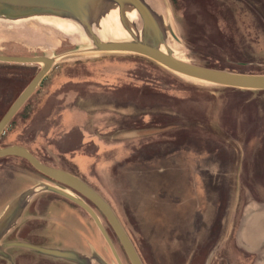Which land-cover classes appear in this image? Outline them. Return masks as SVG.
<instances>
[{"label": "rangeland", "instance_id": "374dc122", "mask_svg": "<svg viewBox=\"0 0 264 264\" xmlns=\"http://www.w3.org/2000/svg\"><path fill=\"white\" fill-rule=\"evenodd\" d=\"M147 1L160 15L176 57L206 68L264 74V0ZM52 18L0 17V55L56 60L5 128L0 147H24L42 163L90 183L111 206L143 264H229L223 251L231 247L258 255L264 264L259 250L264 245V91L185 78L140 55L94 51L79 24ZM137 24L141 33L138 17ZM40 67L0 63V120ZM64 109L76 110V123L103 142L97 160L81 158L80 167L76 164L74 155L98 150L82 144L80 132L69 136L58 127ZM0 169V210L28 187L24 174L34 185L68 190L96 212L120 263L130 264L88 200L24 159L0 158ZM39 197L29 216H46L48 204L53 213L73 208L69 219H80L92 240L80 256L88 264H118L83 209L56 194ZM43 226L18 222L0 245L25 242L32 228ZM229 231L236 241L227 238ZM4 251L10 259L0 257V264H77L24 248Z\"/></svg>", "mask_w": 264, "mask_h": 264}, {"label": "water", "instance_id": "95a60500", "mask_svg": "<svg viewBox=\"0 0 264 264\" xmlns=\"http://www.w3.org/2000/svg\"><path fill=\"white\" fill-rule=\"evenodd\" d=\"M98 2L113 3L118 7L119 21L130 36L129 40L107 42L102 41L98 37L94 31V15H92L93 9ZM127 6L136 12L137 17L141 21L140 38L134 36L126 26L124 8ZM35 16H53L73 20L81 26L86 37L92 43L94 51L140 55L185 78L227 88L264 91V74H240L206 68L176 57L168 45L166 34L161 27V23L149 5L142 0H0L1 18L18 20ZM167 30L170 37L178 42L179 40L170 26H168ZM161 47L164 48V51L161 50ZM55 62L56 60L54 58L47 56L18 57L0 55V63L2 64L41 65L39 72L0 120V136L4 133L5 128L13 117L35 92L42 80L51 71ZM9 156L26 160L40 174L58 182L88 200L102 214L112 228L130 264H143L111 206L90 185L71 173L42 163L24 147H0V158ZM43 192L59 195L83 209L92 218L118 264H121L114 245L104 229L100 218L90 205L68 190L45 183H39L28 189L8 207L7 210L12 207L9 214L0 220V241L16 225L22 210L30 199ZM14 247L28 249L43 256L77 264H88L90 262V260L85 259L74 251L45 248L20 241L7 242L6 244L0 245V257L10 258L4 250Z\"/></svg>", "mask_w": 264, "mask_h": 264}, {"label": "crops", "instance_id": "0c3cea01", "mask_svg": "<svg viewBox=\"0 0 264 264\" xmlns=\"http://www.w3.org/2000/svg\"><path fill=\"white\" fill-rule=\"evenodd\" d=\"M76 111V110H74ZM74 111H69L67 109L62 110L60 114V123L59 128H61L66 135L73 136V134H76L77 132L81 133L82 144H93L95 147H97L98 152L96 155L94 154H81V155H74L76 157L75 162L80 167L78 160L81 158H86L88 160H91L95 158L96 160L99 157V154L102 153V148L105 147L103 142L99 139V137L95 134L91 135L88 134V132L84 129L83 124H77L75 118L78 117V113ZM86 116V115H85ZM88 119L85 117V120ZM74 158V157H73ZM1 170V169H0ZM74 175V173H71ZM23 175V174H21ZM76 176V175H75ZM23 177L28 181V187L25 188L22 192H20L18 195H16L14 198H12L10 201L6 203V205L0 210V217L4 214V212L8 209V207L25 191L28 189L36 186L32 183V179L27 176L26 174L23 175ZM81 179V177H80ZM82 180V179H81ZM84 181V180H83ZM87 183V181H84ZM39 184V183H38ZM88 185L90 183H87ZM93 188V187H92ZM94 189V188H93ZM95 190V189H94ZM50 192H43L41 194H47ZM53 194V193H50ZM37 195H35L30 201L27 203V205L22 210L16 224L18 222L22 221H40V223L43 222L44 226L40 227L38 229L32 228L30 230V234H28V237L30 238V242H35L38 245H41L40 247L45 248H52V249H59V250H68V251H74L78 254L86 253L88 251L89 244H92L91 235L88 230L82 229L81 226V220H70V215H74L73 208H69L68 210L62 209L61 212L53 213L51 211L52 206L48 204L47 206V213L46 216L36 217V216H29L27 213L29 212V207L34 203V201H37L36 204L39 205L40 197L35 198ZM47 197V196H46ZM65 199V198H63ZM69 215V216H68ZM77 221V222H76ZM70 222V223H68ZM80 222V223H79ZM71 226H73L74 229H71ZM76 229V230H75ZM10 233V232H9ZM8 233V234H9ZM82 233H84L87 237H83ZM65 241H71V245H61ZM28 242V241H25ZM28 242V243H30ZM31 244V243H30ZM33 245V244H32ZM36 246V245H35Z\"/></svg>", "mask_w": 264, "mask_h": 264}, {"label": "bare ground", "instance_id": "6f19581e", "mask_svg": "<svg viewBox=\"0 0 264 264\" xmlns=\"http://www.w3.org/2000/svg\"><path fill=\"white\" fill-rule=\"evenodd\" d=\"M147 4H150L147 0H142ZM154 14L158 21H161L160 15L153 9ZM94 15V31L102 41H119V40H129L130 37L128 33L123 28L122 24L119 21V10L118 7L113 3H101L98 2L92 12ZM39 18H46V20H53V16H35ZM34 18V17H32ZM124 19L126 21L127 28L132 32L134 36L140 38L139 27L137 24V14L129 6L124 8ZM74 36V35H73ZM172 50L174 49L173 47ZM161 50L164 51V48L161 47ZM175 55V54H174ZM176 56V55H175ZM12 208V207H11ZM0 217V220L9 214L10 210Z\"/></svg>", "mask_w": 264, "mask_h": 264}, {"label": "flooded vegetation", "instance_id": "af4514ba", "mask_svg": "<svg viewBox=\"0 0 264 264\" xmlns=\"http://www.w3.org/2000/svg\"><path fill=\"white\" fill-rule=\"evenodd\" d=\"M228 233L229 235L227 238H231V240L234 238V240L236 241L237 238L233 235L234 232L229 231ZM259 250L261 251V253H264V245ZM223 254H226L225 258H223V261L225 259L226 261H230V263L235 262L233 264H259L260 263L258 262V255H255L254 253H250L249 251H245L244 248H241V247H239L237 251H235L232 247L229 249L225 248L223 251Z\"/></svg>", "mask_w": 264, "mask_h": 264}, {"label": "trees", "instance_id": "16d2710c", "mask_svg": "<svg viewBox=\"0 0 264 264\" xmlns=\"http://www.w3.org/2000/svg\"><path fill=\"white\" fill-rule=\"evenodd\" d=\"M208 68H213V69H217V68H214V67H209V66H207ZM66 200V199H65ZM76 207H78L76 204H74ZM28 242H30L29 240H30V238H27L26 239ZM31 244H33V245H36V246H41V245H38L37 243H35V242H30Z\"/></svg>", "mask_w": 264, "mask_h": 264}]
</instances>
